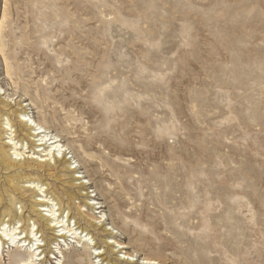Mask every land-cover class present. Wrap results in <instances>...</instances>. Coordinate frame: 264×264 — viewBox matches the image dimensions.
<instances>
[{"label":"rangeland","instance_id":"obj_1","mask_svg":"<svg viewBox=\"0 0 264 264\" xmlns=\"http://www.w3.org/2000/svg\"><path fill=\"white\" fill-rule=\"evenodd\" d=\"M0 101L57 137L132 264H264V0H0Z\"/></svg>","mask_w":264,"mask_h":264},{"label":"bare ground","instance_id":"obj_2","mask_svg":"<svg viewBox=\"0 0 264 264\" xmlns=\"http://www.w3.org/2000/svg\"><path fill=\"white\" fill-rule=\"evenodd\" d=\"M8 105L0 101V264L5 248L8 264H51V260H54L53 264H59L60 239L65 243L68 236L81 246V251L73 253L74 263L82 264L94 254L100 264H109L100 257L105 251L122 254L116 256V262H135L133 255L120 251L126 246L112 240L116 238L112 232L107 233L112 229L105 228V215L96 217L95 214L100 212L92 213V207L99 203L92 202L89 196L83 199L87 193L83 194L81 190L89 182H81L80 177L74 175L71 164L64 159L65 148L59 145L57 137L48 138L46 127L34 124L24 115L23 109L10 110ZM17 133H22L23 137L18 139ZM6 135L8 142L3 141ZM18 145L27 152H17ZM25 153L29 155L24 156ZM41 177L51 179L65 189L62 196L67 200L66 204L54 191L48 192L51 184H48L49 190L47 187L42 191ZM42 193L45 194L40 195ZM99 231L102 236H110L106 239L108 242H103L105 250L102 252L97 251L98 244L93 242L92 236ZM46 232L52 235L49 243L45 240ZM49 250H53V256L46 258ZM142 264L158 263L145 259Z\"/></svg>","mask_w":264,"mask_h":264}]
</instances>
